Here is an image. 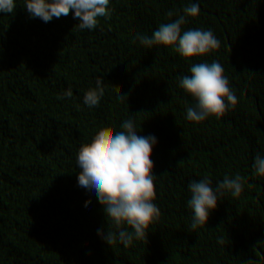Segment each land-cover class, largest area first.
<instances>
[{"label":"trees","instance_id":"obj_1","mask_svg":"<svg viewBox=\"0 0 264 264\" xmlns=\"http://www.w3.org/2000/svg\"><path fill=\"white\" fill-rule=\"evenodd\" d=\"M15 3L0 13V264H264V177L252 167L264 156V0H110V18L94 30H80L74 10L45 23ZM192 3L199 14L182 31L211 30L218 49L185 59L136 39ZM213 61L238 103L219 119L190 122L195 101L178 78ZM97 77L104 95L89 108L83 96ZM68 87L72 98L57 99ZM128 119L156 138L160 217L147 241L111 246L98 233L116 229L95 191L78 186L76 158L101 128ZM236 174L240 196L225 193L193 230L189 183L207 177L214 187Z\"/></svg>","mask_w":264,"mask_h":264},{"label":"clouds","instance_id":"obj_2","mask_svg":"<svg viewBox=\"0 0 264 264\" xmlns=\"http://www.w3.org/2000/svg\"><path fill=\"white\" fill-rule=\"evenodd\" d=\"M109 3L110 0H24L23 5L31 17L40 18L45 23L53 17L67 16L70 9L74 10L79 29L94 30L99 25V18H110ZM15 8V0H0V13L12 14ZM183 13L174 22L161 23L151 36L138 34L136 39L148 48L157 45L172 47L185 59L210 54L220 47V41L211 30L182 31L187 17L199 14L198 3L184 7ZM167 15L172 17L176 13L170 10ZM178 81L179 87L195 101L186 107V118L190 122L200 123L210 116L219 119L238 103L218 61L194 63L190 75L181 76ZM104 91L102 77H97L96 87L84 93L83 103L89 108L98 106ZM72 96V88L68 87L63 94L57 95V99ZM117 98L121 102L125 99L120 95ZM76 107L79 109V105ZM155 144L154 136L145 137L134 119H128L120 126L101 128L90 143H83L78 149L76 159L81 169L78 186L94 190L103 205L107 221H111L116 231L107 230L106 234L100 231L98 234L111 246L118 241L124 247L130 246L134 240L147 241L149 226L160 217V209L153 203L157 177L152 174L154 165L150 157ZM252 167L255 175L264 177V156L257 154ZM243 187L244 178L239 174L235 177L225 175L214 187L207 177L190 182L191 198L187 206L192 212L191 228L205 226L219 198L225 193L239 197ZM85 203L87 205L90 201Z\"/></svg>","mask_w":264,"mask_h":264}]
</instances>
